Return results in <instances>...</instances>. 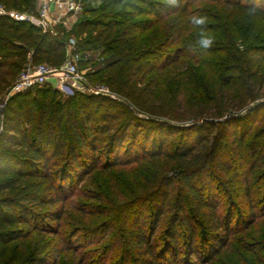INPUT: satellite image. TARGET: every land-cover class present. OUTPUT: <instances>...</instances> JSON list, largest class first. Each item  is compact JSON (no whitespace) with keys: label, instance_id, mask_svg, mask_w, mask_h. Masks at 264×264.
Returning <instances> with one entry per match:
<instances>
[{"label":"trees","instance_id":"16d2710c","mask_svg":"<svg viewBox=\"0 0 264 264\" xmlns=\"http://www.w3.org/2000/svg\"><path fill=\"white\" fill-rule=\"evenodd\" d=\"M197 1L200 0H181L174 8L167 7L163 0H104L98 8L86 2L81 13L88 15L81 17L80 13L70 28L58 24L53 32L0 14V264H53V255L49 257L47 251L50 242L44 238L46 233L56 232L49 222L56 221L59 212L44 208L61 202L73 184L99 163L103 170H108L139 161L138 157H124L123 153L138 141L143 121L154 128L157 125L153 118L135 115L130 104L150 115H162V107L150 98L145 78L167 64H156L153 59L163 54L167 57L172 53H192L183 43L189 32V21L184 18L176 20L174 32L164 39L154 33L162 28L163 18ZM207 1L264 18V4L257 0ZM36 4L37 0H0L5 11L25 14H34ZM178 14L182 16L181 12ZM151 30L154 33L148 34ZM70 35L83 58L89 51L97 55L96 60L90 57L85 62L91 68L87 77L105 83L127 103L108 95L82 92L64 96L48 86L7 96L28 64L62 66L68 57ZM169 46L174 48L168 49ZM220 84L224 87L229 81L223 77ZM233 134V141L241 145L243 137L236 136L237 131ZM160 135L158 147L144 149L143 157L156 168L161 166L156 159L166 160L171 175L181 180V189L175 196V211L162 229L161 240L154 242L163 211L158 204L151 206L148 224L133 222L140 262L176 264L182 248L185 251L181 264H193L188 258L196 250L201 253L197 252L198 260L205 262L227 238L231 220L229 209L221 217L211 188L203 180L215 177L210 169L214 154L202 152L207 137L199 138L195 144L183 137L168 148ZM143 139L148 143L147 132ZM216 165L228 170L217 160ZM162 171L156 169L143 177L151 187L154 185L151 191L158 190L164 197L174 177L157 175ZM243 182L246 184L247 179ZM149 200L152 202L145 197L141 206L144 208ZM188 201L194 204L192 211L186 208ZM197 215L203 216L202 223Z\"/></svg>","mask_w":264,"mask_h":264},{"label":"rangeland","instance_id":"374dc122","mask_svg":"<svg viewBox=\"0 0 264 264\" xmlns=\"http://www.w3.org/2000/svg\"><path fill=\"white\" fill-rule=\"evenodd\" d=\"M102 1L89 0L87 4L98 8ZM257 2L264 4L262 0ZM179 12L181 17H178ZM193 15L208 18L207 29L214 37V43L207 50L197 44L200 29L191 23ZM179 18L189 21V32L183 43L192 53L177 56L172 53L167 57L163 54L154 58L156 64L166 63L167 66L150 72L145 78L149 83L150 98L164 113L150 115L130 104L135 115L153 118L157 125L154 128L143 121L138 130L141 132L138 141L123 153L124 157H138L139 161L108 170H103L99 163L73 184L61 202L44 208L59 212L57 220L49 222L56 232L46 233L44 238L50 242L47 251L49 257L53 255V264H141L133 222L134 225L136 220H139L138 224H148L150 208L155 203L163 211L154 242L161 240L164 224L175 211L174 201L181 189V180L171 175L166 160L156 159L161 165L156 168L146 156L143 157L144 149L158 147L156 142L160 134L168 148L174 147L183 137L194 144L199 138H208L202 152L214 154L210 169L215 177L207 176L203 180L211 188L221 217L230 210L228 236L223 244L205 262L198 260L197 252L201 254L198 250L188 260L193 264H264V18L200 0L163 18L162 28L154 33L156 27L148 34L154 33L157 38L164 39L174 32ZM73 37L70 35L69 38ZM70 50L67 46V54ZM84 55L78 67L84 71L88 89H107L100 94L87 90L84 93L108 95L127 103L105 83L87 77L91 68L85 62L90 57L96 60L97 55L95 51ZM223 77L229 81L224 87L220 84ZM47 86L54 88L50 82L39 88ZM181 127L185 128L182 132L177 130ZM233 131H237L236 136L243 137L241 145L233 141ZM146 132L148 143L143 139ZM216 160L228 170L218 167ZM156 169H163L157 173L159 176L174 177L164 197L158 190L151 191L154 185L151 187L143 177ZM145 197L152 202L149 200L143 208ZM186 208L192 211L194 204L188 201ZM139 213H143L140 218ZM195 217L200 223L204 221L203 216ZM181 245L182 242L179 247ZM184 251L183 248L180 250L176 264H181Z\"/></svg>","mask_w":264,"mask_h":264},{"label":"built area","instance_id":"2783aa9c","mask_svg":"<svg viewBox=\"0 0 264 264\" xmlns=\"http://www.w3.org/2000/svg\"><path fill=\"white\" fill-rule=\"evenodd\" d=\"M88 1L37 0L34 14L18 13L13 10L5 11L2 7H0V14H7L15 20L29 21L42 31L53 32L54 27L58 24L70 28L73 24L72 21L76 20ZM67 46L72 51L70 50V54L68 52V57L62 66L52 67L46 63L28 64L9 88L7 96L34 89L47 82H50L54 89L65 96L73 95L76 92L84 93L86 90L93 94H100L101 91L107 92L104 87V89H88L84 81V71L78 67V63L83 59V56L75 50L73 38L69 39Z\"/></svg>","mask_w":264,"mask_h":264},{"label":"clouds","instance_id":"9594fccd","mask_svg":"<svg viewBox=\"0 0 264 264\" xmlns=\"http://www.w3.org/2000/svg\"><path fill=\"white\" fill-rule=\"evenodd\" d=\"M181 0H163V3L167 7H178ZM207 20L206 16L202 15H193L190 18L191 23L200 29L199 38L197 44L199 48L207 50L213 46L214 37L208 32L207 29Z\"/></svg>","mask_w":264,"mask_h":264},{"label":"water","instance_id":"95a60500","mask_svg":"<svg viewBox=\"0 0 264 264\" xmlns=\"http://www.w3.org/2000/svg\"><path fill=\"white\" fill-rule=\"evenodd\" d=\"M0 128H1V113H0Z\"/></svg>","mask_w":264,"mask_h":264},{"label":"crops","instance_id":"0c3cea01","mask_svg":"<svg viewBox=\"0 0 264 264\" xmlns=\"http://www.w3.org/2000/svg\"><path fill=\"white\" fill-rule=\"evenodd\" d=\"M72 21V20H71ZM74 23V21H72Z\"/></svg>","mask_w":264,"mask_h":264}]
</instances>
